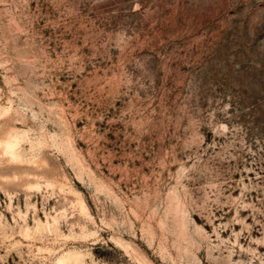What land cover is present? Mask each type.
<instances>
[{
  "label": "rangeland",
  "instance_id": "374dc122",
  "mask_svg": "<svg viewBox=\"0 0 264 264\" xmlns=\"http://www.w3.org/2000/svg\"><path fill=\"white\" fill-rule=\"evenodd\" d=\"M0 264H264V0H0Z\"/></svg>",
  "mask_w": 264,
  "mask_h": 264
}]
</instances>
